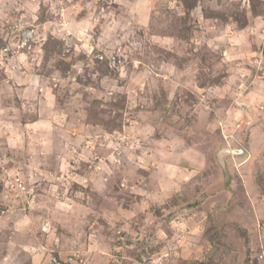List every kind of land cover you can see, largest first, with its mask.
I'll return each instance as SVG.
<instances>
[{
    "label": "rangeland",
    "instance_id": "obj_1",
    "mask_svg": "<svg viewBox=\"0 0 264 264\" xmlns=\"http://www.w3.org/2000/svg\"><path fill=\"white\" fill-rule=\"evenodd\" d=\"M0 264H264V0H0Z\"/></svg>",
    "mask_w": 264,
    "mask_h": 264
},
{
    "label": "water",
    "instance_id": "obj_2",
    "mask_svg": "<svg viewBox=\"0 0 264 264\" xmlns=\"http://www.w3.org/2000/svg\"><path fill=\"white\" fill-rule=\"evenodd\" d=\"M244 152H245L244 149L240 146H234V147L222 146L216 150L215 152L216 161L218 165L220 166V169L222 172L221 173L222 179L210 188L211 191L224 189L229 185L231 174H229L230 172H229L228 165L226 162V157L229 155L240 156V155H243ZM30 196H31V193H29V197ZM45 227L46 225L44 224V228Z\"/></svg>",
    "mask_w": 264,
    "mask_h": 264
},
{
    "label": "built area",
    "instance_id": "obj_3",
    "mask_svg": "<svg viewBox=\"0 0 264 264\" xmlns=\"http://www.w3.org/2000/svg\"><path fill=\"white\" fill-rule=\"evenodd\" d=\"M22 41L17 45L18 47H24V45H26V42H25V36L22 37ZM6 49V48H5Z\"/></svg>",
    "mask_w": 264,
    "mask_h": 264
}]
</instances>
